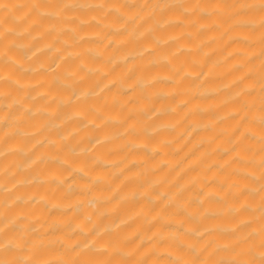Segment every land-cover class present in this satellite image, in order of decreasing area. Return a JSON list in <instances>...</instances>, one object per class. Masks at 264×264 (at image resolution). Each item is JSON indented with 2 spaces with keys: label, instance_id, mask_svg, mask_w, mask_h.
Returning a JSON list of instances; mask_svg holds the SVG:
<instances>
[{
  "label": "bare ground",
  "instance_id": "6f19581e",
  "mask_svg": "<svg viewBox=\"0 0 264 264\" xmlns=\"http://www.w3.org/2000/svg\"><path fill=\"white\" fill-rule=\"evenodd\" d=\"M59 3L0 0V240L27 230L44 264L237 258L264 229V35L231 0L38 15Z\"/></svg>",
  "mask_w": 264,
  "mask_h": 264
},
{
  "label": "clouds",
  "instance_id": "9594fccd",
  "mask_svg": "<svg viewBox=\"0 0 264 264\" xmlns=\"http://www.w3.org/2000/svg\"><path fill=\"white\" fill-rule=\"evenodd\" d=\"M106 6L90 4L87 0L85 3H80L78 0H60L57 7H40L38 15L48 17L70 12L87 15L86 9L92 12H103ZM229 7L234 13L233 19L237 24L248 27L252 33H254L252 30L259 29L258 33L264 35V0H231ZM150 83L146 81V84L150 85ZM260 103L264 105V95L261 96ZM161 110L168 113L171 111V105L165 101L161 105ZM250 121L253 122L255 130L249 133V139L264 148V106L258 109L257 115L250 116ZM55 183L59 185L61 181L57 180ZM7 227L9 225L0 226V234L4 233ZM29 237L30 233L24 230L15 237L0 240V264H44L41 248H37L32 242L29 243ZM244 243L247 247L238 257L224 260L223 264H264V229L258 236L253 237L252 241H244ZM193 252H195V245H193ZM59 264H72L71 253H66V258L60 260ZM75 264H82V261H75ZM174 264H186V262L183 259H177ZM187 264H199V262L189 259Z\"/></svg>",
  "mask_w": 264,
  "mask_h": 264
}]
</instances>
